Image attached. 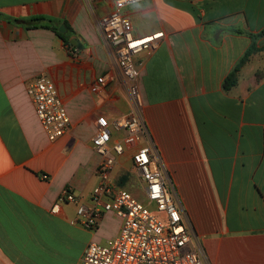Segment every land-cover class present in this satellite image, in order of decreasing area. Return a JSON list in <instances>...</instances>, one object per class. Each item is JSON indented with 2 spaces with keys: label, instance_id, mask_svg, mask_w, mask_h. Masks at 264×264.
Here are the masks:
<instances>
[{
  "label": "crops",
  "instance_id": "0c3cea01",
  "mask_svg": "<svg viewBox=\"0 0 264 264\" xmlns=\"http://www.w3.org/2000/svg\"><path fill=\"white\" fill-rule=\"evenodd\" d=\"M116 1L89 8L85 0H0V264H81L89 243L119 235L122 220L112 213L91 230L76 203L52 212L65 188L93 205L97 119L130 112L98 31ZM118 11L137 37L163 34L136 57L144 120L204 263L264 264V0H141ZM252 44L258 51L225 89ZM108 72L115 81L95 92ZM40 75L53 81L70 117L57 140L27 92ZM123 136L113 133L112 143ZM133 152L117 157L110 180L146 203Z\"/></svg>",
  "mask_w": 264,
  "mask_h": 264
},
{
  "label": "built area",
  "instance_id": "2783aa9c",
  "mask_svg": "<svg viewBox=\"0 0 264 264\" xmlns=\"http://www.w3.org/2000/svg\"><path fill=\"white\" fill-rule=\"evenodd\" d=\"M85 1L93 8L102 0ZM140 1L117 0L116 6L119 10ZM118 10L99 20L98 31L127 87L130 112L113 120L103 116L97 119L92 146L102 161L97 170L99 181L92 194L93 205L79 204L75 194L65 188L52 212H59L62 203H76L77 214L82 217L80 223L91 230L98 227L102 213H112L122 220L117 237L104 244H88L81 264H205L144 120L145 101L136 57L145 50L156 49L163 34L137 37L131 20ZM71 52L76 54L77 50ZM115 79L111 72L103 74L97 78L94 91L104 90ZM27 92L49 139L64 136L71 122L53 81L40 75L28 83ZM115 132H123L124 136L112 143ZM126 147L134 149L133 168L139 175L146 203L110 180L116 159L124 154Z\"/></svg>",
  "mask_w": 264,
  "mask_h": 264
},
{
  "label": "trees",
  "instance_id": "16d2710c",
  "mask_svg": "<svg viewBox=\"0 0 264 264\" xmlns=\"http://www.w3.org/2000/svg\"><path fill=\"white\" fill-rule=\"evenodd\" d=\"M49 27V26H46ZM58 35L64 40L67 46H70V41L66 38L65 35L58 32ZM258 51V48L255 44H252L250 48L246 51L244 56L239 60L238 64L234 68V70L228 75L224 82V88L229 89L230 87L234 86L237 83V77L239 70L247 63L249 58Z\"/></svg>",
  "mask_w": 264,
  "mask_h": 264
},
{
  "label": "rangeland",
  "instance_id": "374dc122",
  "mask_svg": "<svg viewBox=\"0 0 264 264\" xmlns=\"http://www.w3.org/2000/svg\"><path fill=\"white\" fill-rule=\"evenodd\" d=\"M142 192V191H141ZM143 194V193H142ZM145 201V198L143 199Z\"/></svg>",
  "mask_w": 264,
  "mask_h": 264
},
{
  "label": "water",
  "instance_id": "95a60500",
  "mask_svg": "<svg viewBox=\"0 0 264 264\" xmlns=\"http://www.w3.org/2000/svg\"><path fill=\"white\" fill-rule=\"evenodd\" d=\"M60 31H62V30H60Z\"/></svg>",
  "mask_w": 264,
  "mask_h": 264
}]
</instances>
